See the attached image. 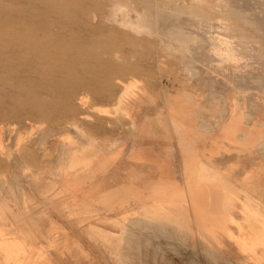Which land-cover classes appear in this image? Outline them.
Masks as SVG:
<instances>
[{
	"label": "rangeland",
	"instance_id": "374dc122",
	"mask_svg": "<svg viewBox=\"0 0 264 264\" xmlns=\"http://www.w3.org/2000/svg\"><path fill=\"white\" fill-rule=\"evenodd\" d=\"M207 4L213 10L202 17L210 24L219 21L226 27L228 23V30L222 33L233 37L237 49L250 53L239 58L243 64L241 60L234 62L231 57L226 59L225 54L220 50L216 53L213 45L208 44L198 50L200 53L206 51L203 56L206 59L191 61L192 58L185 55L187 47L181 46L180 50L177 44L166 45L165 40L162 42L155 36L137 35L144 40L111 53L115 65L127 70L122 77H113L117 94L111 101L95 97L93 92L102 93L104 89L99 75L105 66L96 63V59L84 56L78 58L80 62L76 60L75 65L70 62L75 67L72 77L65 72L52 76L55 63L64 65L68 61L65 55L81 49H97L89 43L81 46L77 42L85 29L70 25L69 30L62 32L47 31L57 38L55 47L60 51L58 59L62 60L42 62L43 76L24 78L28 90L17 94L14 106L13 101L8 103L16 108L15 111L25 110L32 102L29 98L33 99L34 95L48 103L49 111L59 107L58 112L43 121L0 120V264H143L145 260V264H264V44L240 21L251 16V11L234 14L221 10L219 6L222 5L212 0H207ZM4 5L7 3L0 0V6ZM66 13L73 18L78 11ZM76 20L80 24L82 18L78 16ZM70 40H74L73 43ZM252 52L258 54L252 56ZM85 67H89L88 71ZM42 77L49 83L53 80L64 82L65 87L84 83L69 97L56 84L55 91V86L49 84L43 90L32 92L31 85L41 84ZM5 86L0 85V102L5 97ZM91 86L94 90L89 89ZM208 89L209 93L211 89L225 91L227 106L231 105V110L238 115L235 124L251 126L259 133L257 147L235 151L242 158L241 165H236V170L239 168L242 174L232 167L226 171L202 168L183 171L182 185L178 187L156 184L134 192L135 196L126 193L124 197L119 192L108 193L105 177L113 165L112 156L119 146L117 141L121 140L123 130H130L132 107L142 101H149L151 105L187 104V101L202 97L204 92L205 98ZM7 109L4 114L10 111ZM243 148L246 147L243 145ZM245 156L254 163L251 171H246L250 166ZM158 224L166 230L154 231L152 227ZM251 228L259 230L252 234ZM254 234L258 240H250V247L242 249L239 245Z\"/></svg>",
	"mask_w": 264,
	"mask_h": 264
},
{
	"label": "bare ground",
	"instance_id": "6f19581e",
	"mask_svg": "<svg viewBox=\"0 0 264 264\" xmlns=\"http://www.w3.org/2000/svg\"><path fill=\"white\" fill-rule=\"evenodd\" d=\"M3 1L7 3V6L6 5L0 6V85H2V84L6 85L5 91L3 90L4 91L3 94L5 97H4V99H2L3 101L0 102V120H2L4 122L6 120L12 121V119L13 120L14 119H21V120H27L30 122L31 121H40V120L43 121V120H46L49 117H51V114L53 112L57 113L59 110V107H57L58 104H56L55 106L57 108H54V109L49 111L47 108L48 103L46 101L38 99L34 95H33V99L29 98L30 100H32V102L30 103V106L28 105L29 107L27 109L15 111L16 108H13L14 103H15L16 98L19 95V93L21 91H23V92L27 91L28 90L27 88H29V85L25 86L24 78L26 79V78L31 77V76L34 77V75L43 76V73H45V72L43 71V69L41 67L44 65V64L41 65L42 62H50V61H53V62L56 61L57 62V61L62 60V58L58 59L60 57V51L57 47H55V42H56L57 38L55 36H51L50 32L48 33L47 31L57 30V31L62 32V31H65L66 29H68V26H70V25H73L74 28H76V29L77 28L85 29V32L82 33L77 38L78 39L77 42H79V44L81 46L89 43L92 46H96L97 49L96 50H89V51L79 49L80 51H78L76 53H73V54L67 53L68 55H65V58H69V59H66L68 61H65L64 65L55 63V69L56 70L53 71L52 76L56 77V75H59V73L61 75V72H65V74H67L69 77H72V75L75 72L73 70L75 69L74 65L76 64V60H77V62L80 60L78 58H83L84 56H86L85 58H92V60L96 59L97 60L96 63L100 62L101 65L104 64V66H105V70H100V75H99V76H102L100 84H101V87H104V89L100 88L98 86L100 89H103V92L102 93H100V92L98 93L97 91H93V92H95L97 95L95 97H99L103 100H110V101L114 100L115 96L117 94L116 93L117 87L115 86V84L112 83V81L114 80L113 77L114 76H117V78L122 77L127 71L125 68L118 67L117 65H115L111 53L119 50L123 46L133 45L137 42H140V40H144V39H139V37L137 35L148 34L152 37L155 36V37L159 38L162 42L166 41V45H167V43L168 44H173V43L177 44V46H180L179 48L176 46L177 49H180L181 46L187 47L188 53H186L185 55L192 58L191 61H193V60L197 61L198 59L204 58L203 56L206 55L205 54L206 51L203 53H200L198 50L203 48L205 45L207 46V44L213 45L214 49H216V53L219 52L218 50H220L221 54L222 53L225 54L224 57H226V59L228 57H231L232 58L231 60H233L236 63H239V61H237V60H241L239 58H241V57L244 58V56L250 55V53L248 54L245 51L243 52V50L241 51V50L237 49V44L234 45L235 41L233 42V39H232L233 37L222 33V31L224 32V30H228L226 28V27H228L227 26L228 23L226 24V27L223 26V24L219 21L212 22V24H210L211 22H207L206 19L202 17V16H205L204 15L205 13L208 14L210 11L213 10L212 7L207 4V0H84V1H82V0H52V2L54 4L51 3L50 0H36V2H33L32 0H3ZM8 3H11V5H9ZM12 3L13 4L15 3V7H12V5H13ZM212 3L220 4V5H222V6H219V8L221 10L224 9L226 11L233 12L234 14H236V13L240 14L242 11H251V12H249V13H252L251 16L247 15L249 17L246 16V17H244V19H240V21L242 20L245 24V27H247L248 30H251L254 33L257 41L264 44V0H212ZM74 9H77L78 14H77V16H73V18H71V17H69V15L66 12H68L70 10L73 11ZM257 10H260L262 12H259ZM220 13H218V14L220 15ZM72 15H74V14H72ZM222 15H223V13H222ZM78 16L82 18L80 24H78V22H77L78 20H76V18ZM227 16H228V14H227ZM236 16L240 17L238 15H236ZM223 17H224V15H223ZM225 18H226V16H225ZM226 20H227V18H226ZM205 23H207L208 25L206 26ZM238 31L242 34L245 33L244 31H241L240 29H238ZM72 36H74V35H72ZM67 37H69V36L67 35ZM72 41H74V40H72ZM61 44H62V42H61ZM69 47L71 48V46H69ZM180 50H182V49H180ZM184 50L185 49L183 48V52H185ZM249 50H251V49H249ZM249 50H247V51H249ZM175 51H177V50L175 49ZM197 51L199 53H196ZM181 53H182V51H181ZM252 53H253V54H251L252 56H255L256 54H258V52L256 54H255V52H252ZM65 54H66V52H65ZM205 59L206 58H204V60ZM216 60H218V59H216ZM191 61H189V62H191ZM246 61H248V60H246ZM70 62L74 63V65L72 66L70 64ZM200 62H202V61H200ZM191 63H189V64H191ZM241 63L243 64L242 60H241ZM85 68L86 69H84V70L88 71L89 67H85ZM107 68L109 69L108 72L106 70ZM50 69H52V68L50 67ZM76 69H79V68H76ZM101 71H103V74H101ZM81 72H83V70ZM89 72H92L91 69L89 70ZM62 76L65 77V75H62ZM95 76L97 77L98 75H95ZM59 78H62V77H59ZM42 79H43V82L41 84H34L33 83L31 85L32 87L30 88V90L32 92H34V91L36 92L37 89L43 90L49 84H53L54 86L56 84L65 91L63 93L67 94L66 97H69V96H73L72 94L74 92H76L77 88L84 83V82H82V84H81L78 80V82L80 83V84L78 83L79 85L73 84V86L69 85V86L65 87L66 83H64V82L62 83L61 81L57 82L55 80L51 81L53 78H51L50 83H49V81H47L48 80L47 78H46L47 80L44 77H42ZM131 79H133V78H131ZM62 80H63V78H62ZM70 80H72V79H70ZM95 80H97V79H94V81ZM251 81H252V79L250 80L249 84H251ZM239 82H242L241 78L239 79ZM85 84H86V82H85ZM93 84L94 83H92L90 85L93 86ZM83 86L81 88H83ZM92 86L89 87L90 90L93 88ZM57 87L55 86L54 91L57 89ZM85 87H86V85H85ZM92 90H94V89H92ZM126 90H129V89H126ZM24 93H26V92H24ZM27 96H29V95H27ZM96 99H98V98H96ZM10 100H11V102L13 101L12 108L8 103V101L10 102ZM17 100H19V99H17ZM119 100H120V98H119ZM119 103H120V101H119ZM78 104H80V103H78ZM7 107H9L8 109H10V111H8ZM6 109H7L8 113L4 114V111ZM123 109H125V108H123ZM9 114H10V116H9ZM57 151H59V150H57ZM59 154H58V156H59ZM195 195H197V194H195ZM193 197H194V195H193ZM200 202H197V203L199 204ZM205 203H204V205H205ZM161 205H163V204H161ZM202 205H203V203H202ZM199 206H201V205H199ZM171 210L174 211V209H171ZM193 210H194V208H193ZM184 211H186V210H184ZM82 213H83V211H82ZM168 214H170V213H168ZM161 215H159V217ZM167 218L168 217H166V219ZM157 220L160 221V218ZM162 220L163 219L161 218V221ZM191 220H192V218H191ZM199 220H200V218H199ZM167 223H169V222H167ZM172 224H174V223H172ZM159 225L160 224L152 227L154 229V231L155 230L156 231H163V229H164V231L166 230L165 226L163 227V226H159ZM168 228H171V227H168ZM180 229H181V227H180ZM250 230L253 234L256 231H258L259 229L255 230V229L251 228ZM262 230H260V231H262ZM194 233H195V231H194ZM199 233L201 234V232H199ZM159 235H161V234L159 233ZM181 235H183V234L181 233ZM130 238L132 240L133 239L135 240V237H133V236H131ZM257 238L258 237L255 234L250 235L249 238L246 239L245 242L241 243L239 246L245 250L246 248L250 247L249 241L255 240ZM160 239H162V238H160ZM183 240H185V239H183ZM157 242H159V241H157ZM251 242H254V241H251ZM101 243H103V242H101ZM141 244H142V242H141ZM260 244H261V242H260ZM105 245L106 244H104V246ZM152 245H154V244L152 243ZM258 245H259V243H258ZM261 245H263V244H261ZM131 246H133V245H131ZM163 246H165V245H163ZM142 247H143V244H142ZM148 247H150V246H148ZM151 247H153V246H151ZM178 247H179V245H178ZM134 248H136V247L134 246ZM166 248H167V246H166ZM126 250H128V249H126ZM171 250H173V249H171ZM156 251H157V249H156ZM232 252H234V251H232ZM147 253L150 255L149 252H147ZM101 254H103V253H101ZM178 255H179V253H178ZM242 255H246V254H242ZM248 256H246L245 258H249ZM108 258H110V257H108ZM135 258H137V257H135ZM158 258H159V256H158ZM130 260L131 259H129V261ZM132 260H134V259H132ZM141 260H142V258H141ZM125 261L127 262V259ZM145 261H147V260H145ZM156 261H159V260H156ZM144 262H143V264H145ZM131 263H132V261H131ZM148 263H149V261H148ZM149 264H151V263H149Z\"/></svg>",
	"mask_w": 264,
	"mask_h": 264
},
{
	"label": "crops",
	"instance_id": "0c3cea01",
	"mask_svg": "<svg viewBox=\"0 0 264 264\" xmlns=\"http://www.w3.org/2000/svg\"><path fill=\"white\" fill-rule=\"evenodd\" d=\"M209 92L210 89L205 98L204 92L202 97L187 104L151 105L149 101H142L132 107L130 130H123L112 156L113 165L107 170L106 191L119 192L124 197L126 193L135 196L134 192L156 184L178 187L182 185L183 171L202 168L226 171L232 167L242 174V170H236L242 158L235 151L257 147L259 133L251 126L235 124L238 115L231 110V105L227 106L225 91L211 89ZM238 137L240 140L236 141ZM244 160L250 166L246 171H251L253 161L248 156Z\"/></svg>",
	"mask_w": 264,
	"mask_h": 264
}]
</instances>
